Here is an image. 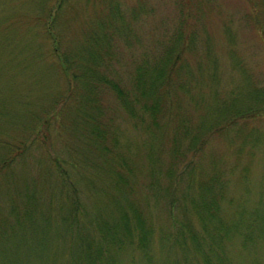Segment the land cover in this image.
<instances>
[{
	"label": "rangeland",
	"instance_id": "rangeland-1",
	"mask_svg": "<svg viewBox=\"0 0 264 264\" xmlns=\"http://www.w3.org/2000/svg\"><path fill=\"white\" fill-rule=\"evenodd\" d=\"M254 1L0 0V264H76L80 239L129 204L152 240L114 264H207L190 239L203 235L193 205L203 190L230 229L220 264H264V0L261 13ZM104 19L125 37L98 71L126 93L136 67L155 65L175 35L186 63L158 130L101 88L99 127L109 138L97 144L87 140L89 113L78 110L84 89L60 53L84 48ZM63 179L77 195L72 226Z\"/></svg>",
	"mask_w": 264,
	"mask_h": 264
},
{
	"label": "trees",
	"instance_id": "trees-1",
	"mask_svg": "<svg viewBox=\"0 0 264 264\" xmlns=\"http://www.w3.org/2000/svg\"><path fill=\"white\" fill-rule=\"evenodd\" d=\"M113 5L115 4L112 2H104L105 8L108 6V8L112 9ZM253 6L255 10L259 7L262 9V5L258 4L257 0L254 1ZM259 12L261 13L260 9L257 10V13ZM95 24V27H89L90 33L85 37L86 45L84 48H76L68 53V56L60 53L65 73L72 78V83L76 82L84 89V96L88 104L83 103L84 106H80L78 110L89 113L88 115H83L91 129L87 134V140L97 144H105L109 138V134L105 131L107 129L105 127L102 129V126L99 127L98 115H101L99 94L102 91L101 88H109L114 92L117 98L130 110V116L145 124L146 118H139L143 115H137L135 111L136 107L138 113L142 109L145 113L144 116L149 115L150 117L147 128L153 131L158 130L161 119L169 117L170 106L176 94H179V90H182L181 82L178 79L184 73L186 62L182 58V53L177 51L176 54L175 52L177 49L176 45L183 40V36L179 34L171 39L173 44L165 50L163 56L157 58L155 65L149 67L146 63L145 66L141 64L136 67L135 77H133V94H131L126 93L119 84L106 79L98 71V68L102 66L105 60L112 59L114 54L113 44L116 40L124 38L125 34L124 36L118 34L116 31L117 27L113 28L112 23L108 19L97 20ZM191 40L192 38L186 40L183 53L187 49L186 43L189 44ZM104 151L109 150L104 147ZM105 164L107 165L108 163ZM111 172L113 176L116 171L111 170ZM112 179H114V176ZM62 183L66 190V197L70 196L71 192L72 197L70 196V198L74 206V212L75 214L77 212L75 216L70 211L71 214L67 217V220L71 221L70 226H72L80 215L79 210L75 206L77 195L74 193L75 191H72L71 182L68 183L66 179H63ZM201 189L209 192L212 188L207 185ZM202 192V200L193 205L203 235L190 233V239L193 242L194 249L203 255L207 264L215 257L219 264L224 263L225 257L222 254V250H220L222 249L221 242L229 236L226 231L230 229L222 226V222L218 219L219 205L216 197L208 200L204 196V190ZM118 213L120 215L117 219L111 217L108 221L100 220L97 224L95 223L92 233L88 232L85 237L80 239L79 259L76 264H114L115 257L126 249L133 248L143 252L148 249L152 240L153 228H151V225L149 226L139 206L129 204L126 209H119ZM16 224L20 225L21 221L18 219ZM179 233L177 237H182L184 230L179 231ZM3 235V231L0 230V239ZM206 240H209L210 244L216 245L217 250L215 251L212 247L208 249L202 248V244H205Z\"/></svg>",
	"mask_w": 264,
	"mask_h": 264
}]
</instances>
